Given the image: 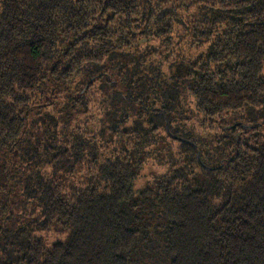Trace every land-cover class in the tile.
Wrapping results in <instances>:
<instances>
[{"label": "trees", "instance_id": "1", "mask_svg": "<svg viewBox=\"0 0 264 264\" xmlns=\"http://www.w3.org/2000/svg\"><path fill=\"white\" fill-rule=\"evenodd\" d=\"M156 44L169 85L126 62ZM0 264H264V0H0Z\"/></svg>", "mask_w": 264, "mask_h": 264}, {"label": "rangeland", "instance_id": "2", "mask_svg": "<svg viewBox=\"0 0 264 264\" xmlns=\"http://www.w3.org/2000/svg\"><path fill=\"white\" fill-rule=\"evenodd\" d=\"M184 49L187 50L188 46L184 45L183 50ZM153 51H154L155 57L154 55L150 53L151 51H142L140 49L138 52L133 53L131 58H127L126 62H129L130 67H134L135 64L139 65L140 67L139 72L141 73L140 75H138V77L142 79L143 81H145L143 83H147L149 85V84H154L157 81L158 83L162 85H164L165 83L168 85L171 84L172 80H171L170 63L176 60L175 56H172V52L176 51L178 54H180L182 51L177 49L176 46L170 47L165 44L164 45L156 44ZM190 53L194 54L193 51H191ZM160 62L162 63L163 67H161ZM164 63H166L167 66ZM149 79L153 80L154 82L148 83ZM103 89L104 90L101 91L100 84H98L95 87V89H93L90 93V96L93 97L91 109L93 110V112H95L93 115L94 117H92L91 119L92 120L91 124L94 123L92 127H94V129H96V131H99V132L101 131L104 123L107 121L106 112H107V109L109 108L108 106L110 102L109 100L108 101L106 100V95L107 96L109 95L110 98L115 95V93H112V92L107 94L109 91H107L105 88ZM120 90H122L123 92H126L124 87H122ZM152 93L158 94L159 92L156 90H153L151 91V94ZM68 95L69 94L67 92L62 91V95L59 98V100L61 101L60 107L63 106V104L65 103V97H67ZM188 97H189L188 95H185L182 99L181 108L179 109L177 116H174L176 119L174 126L176 128L180 127L181 129H184L186 132L188 131L193 132L196 135L197 132L202 133L203 130L202 128H199V124H201V122H199L197 118H193L192 115L189 116V115L184 114V111H186L189 108L192 111L195 110V104L193 103L192 99ZM94 101H95V104H94ZM67 103H65V105ZM40 113L41 111H32L30 114L31 120L36 119L37 116L39 117ZM82 121H83V118H80L78 120L79 123H82ZM201 141L206 142L207 137L206 136L201 137ZM173 147L175 149L176 155L178 152L183 153L181 146H179V144H174ZM166 162H167L166 160H163V162H161L159 158L157 159L151 158L147 160L145 164V168L141 172V175L136 182L137 190L145 189L149 184L154 182L155 178H157L160 175L166 174L169 171L168 169L170 167L169 163L168 165H164L166 164ZM41 236H43V238L46 240V243L49 246L52 245L54 242H56L58 238L63 239V237H59L57 235H52V234H43Z\"/></svg>", "mask_w": 264, "mask_h": 264}, {"label": "water", "instance_id": "3", "mask_svg": "<svg viewBox=\"0 0 264 264\" xmlns=\"http://www.w3.org/2000/svg\"><path fill=\"white\" fill-rule=\"evenodd\" d=\"M168 132H169V129H168ZM169 135H170V132H169ZM171 137L173 139H175L176 141H179V142H182V143H185V144H188V145H192V146L194 145L192 142H190V141H188L186 139L180 138V137L173 136L172 134H171Z\"/></svg>", "mask_w": 264, "mask_h": 264}]
</instances>
